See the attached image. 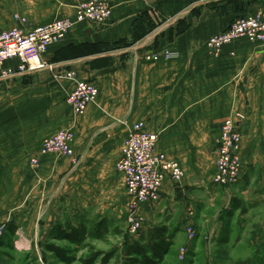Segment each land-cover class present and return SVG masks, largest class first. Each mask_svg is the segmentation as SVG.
Returning <instances> with one entry per match:
<instances>
[{
  "label": "crops",
  "instance_id": "crops-1",
  "mask_svg": "<svg viewBox=\"0 0 264 264\" xmlns=\"http://www.w3.org/2000/svg\"><path fill=\"white\" fill-rule=\"evenodd\" d=\"M80 1L0 0V31L19 25L14 14L26 17V29L74 18ZM106 1L105 24L79 22L41 55L51 69L0 78V246L29 251L43 264L40 245L56 223L77 225L79 214L127 215L130 198L115 164L130 125L141 120L184 176L165 179L157 203L142 202L140 233L167 220L178 227L175 247L187 244L190 224L197 234L188 246L198 255L205 234L208 264H264V43L240 38L216 55L206 47L233 18L264 10V0ZM167 49L174 57H143ZM66 71L99 88L81 115L64 101L73 87L59 76ZM233 112L243 114L242 173L233 184L217 185L220 125ZM67 127L74 160L39 153L42 139ZM246 246L244 255L226 254Z\"/></svg>",
  "mask_w": 264,
  "mask_h": 264
},
{
  "label": "built area",
  "instance_id": "built-area-1",
  "mask_svg": "<svg viewBox=\"0 0 264 264\" xmlns=\"http://www.w3.org/2000/svg\"><path fill=\"white\" fill-rule=\"evenodd\" d=\"M111 12V6L106 0H83L75 7V17L56 18L49 23L25 28L26 17L14 14L19 25L0 31V78L15 75L31 74L41 69H51L41 55L46 52L51 43H58L65 38L67 32L79 22L105 24ZM246 39L252 43H264V10L240 15L233 18L228 26L207 38L206 47L216 55L221 48L237 39ZM143 57L148 61L174 57V52L167 49L162 52H145ZM9 59H16L15 66L4 64ZM60 77L73 80L72 89L67 92L64 101L76 115L84 112L87 104L96 99L99 88L93 81L78 79L73 71L59 74ZM243 114L233 112L220 125L218 146L215 150V176L213 184L230 185L241 177V160L237 154L240 145L238 124ZM126 137L121 143L120 156L115 164V170L120 174L124 187L130 198L127 207V233L132 237L139 235L143 218L138 213L142 202L157 203L161 197V184L165 179L178 183L184 176L179 163L168 158L157 148L158 133L144 129V122L130 125ZM74 132L70 128L57 130L53 135L42 139L39 153H57L73 157L71 146ZM33 166L38 164L36 157H31ZM3 226H0V235ZM187 233V244L181 245L178 263L182 264L188 252V243L195 238L196 232L190 224L184 227ZM0 264H2L0 252Z\"/></svg>",
  "mask_w": 264,
  "mask_h": 264
},
{
  "label": "trees",
  "instance_id": "trees-1",
  "mask_svg": "<svg viewBox=\"0 0 264 264\" xmlns=\"http://www.w3.org/2000/svg\"><path fill=\"white\" fill-rule=\"evenodd\" d=\"M76 219L77 225L68 220L56 223L48 233L49 240L40 247L61 264H114L112 259L118 248L98 249L93 242L121 234L117 220L105 215L87 217L86 214L76 215ZM177 230V226L165 220L139 233L138 238L125 240L120 261L122 264H166L165 258L171 253Z\"/></svg>",
  "mask_w": 264,
  "mask_h": 264
},
{
  "label": "rangeland",
  "instance_id": "rangeland-1",
  "mask_svg": "<svg viewBox=\"0 0 264 264\" xmlns=\"http://www.w3.org/2000/svg\"><path fill=\"white\" fill-rule=\"evenodd\" d=\"M35 168V167H33ZM212 207H207L206 209H204V211H212ZM117 218V217H116ZM126 215L124 213L121 214L120 217H118L116 220L117 224L119 225L120 229H121V234L118 235H114V236H110L106 241H94V246L98 249H103V250H111L114 248H118V252L116 253V255L114 256V258L112 259V262L114 264H122V262L120 261V255L122 250L124 249V241L128 240L129 238H131L132 236H130L129 233H127V222H126ZM126 232V233H125ZM196 232V231H195ZM197 234V232H196ZM196 237V236H195ZM193 241V239L191 240ZM190 241V242H191ZM200 245H201V250H199L198 255L194 251H191L190 248L188 249L187 254L185 255V261L182 264H208V260H207V249H206V242H207V237L204 234L202 236V239L199 240ZM64 244V243H61ZM185 245V244H184ZM180 247L181 245H175V247H173V253H171L168 258L166 259V264H177L178 263V254L180 252ZM230 248L227 251V255L231 256V253L233 252H238L239 254L241 253V255H244L246 253H248L249 251V246H246L245 248H241L237 251V248L235 247ZM228 249V248H227ZM230 251V253H229ZM0 252H1V259L3 264H41L40 262H38L37 258H35L34 255H32L31 252L29 251H22L19 249H16L15 247L12 248H6L4 246H0ZM43 264H61L58 263L54 258H52V256H50L49 254H47L46 252L43 254ZM72 264H80L78 262H73Z\"/></svg>",
  "mask_w": 264,
  "mask_h": 264
}]
</instances>
